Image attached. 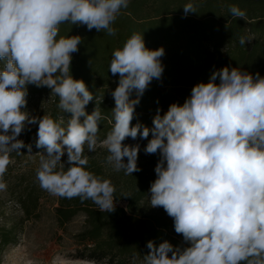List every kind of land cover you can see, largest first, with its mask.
Listing matches in <instances>:
<instances>
[{
    "label": "clouds",
    "instance_id": "9594fccd",
    "mask_svg": "<svg viewBox=\"0 0 264 264\" xmlns=\"http://www.w3.org/2000/svg\"><path fill=\"white\" fill-rule=\"evenodd\" d=\"M128 5L129 0H0V191L7 187L3 177L10 154L32 151L18 137L38 124L35 146L45 150L37 153L41 189L114 212L115 187L86 170L85 147L95 152L100 144L107 150V165L132 175L141 171V146L123 142L139 137L148 141L146 154H159L150 207L163 208L187 245L149 240L139 264H264V77L258 72L215 70L208 82L193 86L182 105L172 103L163 115L158 108L151 128L133 125L140 98L162 77L165 55L163 47L147 48L143 34L134 32L112 53L108 70L119 80L111 92L112 127L100 140L106 117L97 107L86 111L95 96L70 71L82 37L60 36V26H85L112 36ZM183 11L197 13V8L189 2ZM228 11L234 19L246 16L235 5ZM239 43L244 46L250 38L240 36ZM28 85L47 87L58 97L57 107L71 114L66 126L63 117L57 122L27 111Z\"/></svg>",
    "mask_w": 264,
    "mask_h": 264
},
{
    "label": "trees",
    "instance_id": "16d2710c",
    "mask_svg": "<svg viewBox=\"0 0 264 264\" xmlns=\"http://www.w3.org/2000/svg\"><path fill=\"white\" fill-rule=\"evenodd\" d=\"M189 2L196 6L197 13L185 15L183 6ZM232 5L246 12L244 19L231 16L228 9ZM113 27L116 31L112 36L69 24H62L59 31L60 36L82 37L79 51L72 56L70 71L73 78L82 79L95 96L86 111L91 114L97 107L106 117L100 122L101 141L112 127L111 110L115 105L111 92L119 80L118 75L113 76L108 70L112 53L122 48L134 32L143 34L147 48L163 47L165 55L161 58L162 77L154 79L140 98L133 125L140 122L151 128L158 108L163 115L172 103L182 105L195 84L208 82L213 71L225 66L253 75L258 72L264 77V0H129ZM240 36L250 38V43L241 46ZM0 67H3L2 62ZM27 91L29 101L46 97L44 109L37 117L48 115L57 122L63 117L66 126L71 114L57 107L58 97L51 94L49 88L28 85ZM29 128L18 138L32 145L31 153L27 148L21 149L22 154L11 153L12 162L3 177L7 185L3 193L21 212L19 223L40 218V199L47 192L36 179L40 161L37 153L45 151L35 146L38 124ZM147 142L139 137L136 140L129 137L123 142L141 146L138 156L141 171L132 175L115 172L107 165L108 153L100 144L95 152H88L85 147L89 158L86 170L111 181L115 187L116 208L107 213L100 211L91 200L82 202L78 197L56 196L52 216L58 229L66 234L67 227L81 218L79 228L68 234L72 245L70 258L96 264H133L136 256L139 264L149 251L146 247L149 240L157 245L168 240L174 246H187L182 236L175 233L173 220L163 208L150 207L149 188L156 178L154 169L159 154H146ZM66 160L65 154L62 162ZM18 231L16 222L0 227V250L15 241Z\"/></svg>",
    "mask_w": 264,
    "mask_h": 264
},
{
    "label": "rangeland",
    "instance_id": "374dc122",
    "mask_svg": "<svg viewBox=\"0 0 264 264\" xmlns=\"http://www.w3.org/2000/svg\"><path fill=\"white\" fill-rule=\"evenodd\" d=\"M46 102V97L27 100V111L37 116L42 113ZM55 204L56 196L46 192L40 199V218L19 223L21 212L18 206L3 190L0 191V227L16 222L19 228L15 241L0 250V264H96L68 256L72 248L68 234L79 228L81 218H76L64 234L53 220L52 208ZM59 235L61 240L57 238Z\"/></svg>",
    "mask_w": 264,
    "mask_h": 264
}]
</instances>
